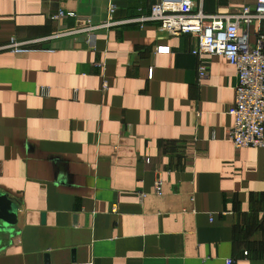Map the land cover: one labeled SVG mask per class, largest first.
I'll return each mask as SVG.
<instances>
[{
  "label": "crops",
  "instance_id": "1",
  "mask_svg": "<svg viewBox=\"0 0 264 264\" xmlns=\"http://www.w3.org/2000/svg\"><path fill=\"white\" fill-rule=\"evenodd\" d=\"M159 1L0 0V193L18 209L0 264H264V150L230 141L236 68L125 23ZM112 5L108 30L52 19L100 25Z\"/></svg>",
  "mask_w": 264,
  "mask_h": 264
},
{
  "label": "built area",
  "instance_id": "2",
  "mask_svg": "<svg viewBox=\"0 0 264 264\" xmlns=\"http://www.w3.org/2000/svg\"><path fill=\"white\" fill-rule=\"evenodd\" d=\"M117 8L112 5L105 23L95 25L90 19H83L74 12L61 11L52 17L55 21L65 18L84 20L87 27L70 31V35L108 30L125 23H139L145 26L154 23L169 36L191 35L198 40L193 54L198 57L221 56L236 68L238 86L236 100L230 110L234 127L230 141L238 149L264 150V0H256L254 9L245 7L234 13L209 15L198 8L196 0H160L148 15L123 22L115 21ZM256 26L255 42H251L249 30ZM242 27H246L243 30ZM64 35V33H62ZM170 48L159 47L158 53H169ZM209 70L204 64L199 68V77L204 80ZM105 88L108 84L105 83ZM42 94L48 95L43 89ZM163 182L155 184V193L163 195ZM145 197V195H142ZM226 264H237L227 259Z\"/></svg>",
  "mask_w": 264,
  "mask_h": 264
},
{
  "label": "water",
  "instance_id": "3",
  "mask_svg": "<svg viewBox=\"0 0 264 264\" xmlns=\"http://www.w3.org/2000/svg\"><path fill=\"white\" fill-rule=\"evenodd\" d=\"M17 212H18L17 206L6 195L0 193V233L1 234H12L13 232L12 228L16 226L18 223ZM43 219H45V216Z\"/></svg>",
  "mask_w": 264,
  "mask_h": 264
}]
</instances>
